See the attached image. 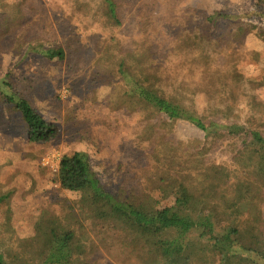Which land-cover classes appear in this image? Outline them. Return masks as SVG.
<instances>
[{
  "label": "trees",
  "instance_id": "1",
  "mask_svg": "<svg viewBox=\"0 0 264 264\" xmlns=\"http://www.w3.org/2000/svg\"><path fill=\"white\" fill-rule=\"evenodd\" d=\"M64 1L77 5L78 26L92 32L98 46L97 55L93 54L99 69L94 83L122 81L126 88L122 103L129 109L144 110L143 115L155 118L158 125L186 123L201 136L175 145L164 139L149 144L156 161L152 167L159 180L154 182L158 197L112 194L85 152L64 153L57 180L61 190L79 196L74 201L77 207L64 204L59 213H48L45 230L39 229L17 248L0 239V264H98L91 262V255L101 256V248L120 254L122 264H264V108L252 94L257 84H264V58L258 62L261 73L255 79L231 63L213 68L220 46L203 50L210 38L225 45L255 29L264 42V28L250 23L252 17L264 21V0H255L244 15L217 9L205 18L196 9L179 8V0H170L159 26V0ZM28 3L0 0V22L5 25L0 35L17 40L11 52L16 57L23 52L22 58L34 53L58 62L67 60L81 40L67 39L63 47L55 35L50 39L36 36L29 28L33 20ZM124 11L134 17L131 42L121 46L118 35L111 40L99 36L96 41L99 30L113 35L123 27ZM224 22L231 24L222 29ZM78 26L66 34L78 38ZM161 29L168 35L166 46L144 35ZM23 34L28 38L18 40ZM113 53L114 59L108 58ZM197 64L196 90L206 102L202 110L191 113L171 101L186 90L183 83H173L170 70L175 73L191 65L194 71ZM5 78L0 82V103L20 114L27 142L40 145L57 138L58 126L47 121L29 97ZM216 150L220 159L212 158ZM7 197L2 193L0 205ZM88 220L100 236L98 244L88 236Z\"/></svg>",
  "mask_w": 264,
  "mask_h": 264
},
{
  "label": "rangeland",
  "instance_id": "2",
  "mask_svg": "<svg viewBox=\"0 0 264 264\" xmlns=\"http://www.w3.org/2000/svg\"><path fill=\"white\" fill-rule=\"evenodd\" d=\"M169 2L170 0H159L158 26L167 14ZM254 3L255 0H179L178 5L183 10L196 9L205 18L217 9L233 16L244 15L253 8ZM76 6L64 0H30L26 6L32 10L33 21L29 28H33L36 36L50 39L55 35L63 47L67 45V39L81 40L73 46L68 59L63 62L34 53L22 58L24 53L21 52L16 57L11 52L12 45L17 42L15 37L12 40L0 35V82L10 73V77L5 79L10 80L17 91L24 92L36 110L59 128L58 137L51 142L29 144L26 126L20 114L0 103V196L2 193L8 196L4 199V204L0 205V239L12 248H17L24 239L47 227L48 213H59L64 204L75 205L74 201L79 196L61 190L57 180V171L64 153L85 152L102 184L112 194L158 197L159 191L154 190V182L159 180H155L158 176L152 167L156 165V161L147 148L149 144L164 139L175 145L201 136L199 131L186 123L158 125L155 118L143 115L144 110L129 109L122 103V94L126 90L122 81L110 80L112 85L92 81L94 73L99 70L95 67L97 58L94 59L93 56L97 55L98 46L92 32L78 26L75 17L80 14L74 10ZM121 13L123 27L113 35L107 30H99L95 33L96 41L100 39L99 36H109L111 40L118 35L121 38L116 41L121 46L131 42L134 17L125 11ZM250 21L256 27L264 28V21L261 19L252 17ZM32 22H35V26ZM230 24L231 22L221 23V28ZM4 26L1 19L0 30ZM77 26L81 35L73 39L69 37L72 33H66L69 28L75 30ZM22 28L25 26L19 29ZM256 31L257 29L251 35H243L225 45H218L215 37L206 40L203 43L205 51L220 46L215 54L217 59L213 68L223 69L231 63L242 74L259 78L261 72L258 62L264 58V42L255 35ZM30 32L28 31L31 35ZM136 35L142 37L139 32ZM144 35L155 43L166 46L168 35L165 30H155ZM25 38L28 37L23 34L18 40ZM4 39L12 44L8 46ZM114 57L115 53L108 56L110 59ZM190 66L178 68L175 73L170 70L175 81L173 83H183L186 90L182 97L172 96L171 101L194 113L202 110L206 100L196 90L200 78L199 65L194 71ZM252 94L257 104L264 108V84H257ZM221 157L218 150L212 155V158ZM261 210L264 217V202ZM85 225L90 239L98 244L100 236L93 229L91 220ZM100 252L101 256L95 257L97 253L91 255V262L123 263L120 254L112 255L105 248H101Z\"/></svg>",
  "mask_w": 264,
  "mask_h": 264
}]
</instances>
